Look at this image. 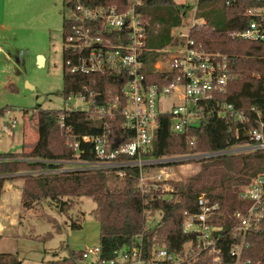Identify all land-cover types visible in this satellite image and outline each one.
I'll return each mask as SVG.
<instances>
[{"label": "trees", "instance_id": "trees-1", "mask_svg": "<svg viewBox=\"0 0 264 264\" xmlns=\"http://www.w3.org/2000/svg\"><path fill=\"white\" fill-rule=\"evenodd\" d=\"M83 2L89 6H111L122 5L124 0ZM252 5L251 0H237L228 7L224 0L199 1L197 18L203 19L205 24L191 30L190 38L202 44L205 52L226 56L234 79L229 82L224 94L214 95L199 127L190 128L181 135H171L169 116L160 117L153 150L145 155L146 158L169 159L243 148L250 143L248 131L255 129L259 122L264 124V42H249L231 36L248 27L250 19L244 13ZM145 6L151 8V12L153 9L167 10L166 19L155 16L148 21L147 60L151 64L159 57V51L173 42L170 30L180 21L177 15L181 7L173 6V0H151ZM146 16L147 12L142 18ZM65 24L63 22V30ZM67 59L75 61L72 55L63 51V95L66 100L80 92L88 97L83 90L85 87L95 93L92 98L95 107L106 106L114 95L121 96L127 81L124 74L85 76L71 73L65 66ZM148 74L151 82L161 80L158 74ZM217 103L231 105L234 111L242 115L243 122L235 120L231 113L225 119L215 111L208 113ZM114 113L110 119L95 115L92 109L72 112L38 110L34 118L38 134L35 145L20 155L0 153V196L5 182L21 179L24 183L20 204L26 210L40 200L48 199L60 213L66 214L71 208L69 198L92 199L96 205L93 215L99 225V247L102 257L106 259L132 246L136 237L142 239L145 259L149 258L154 244L164 245L169 253L182 254L183 245L192 239V236L182 232L184 213H198L197 200L204 196L210 205L217 204L219 207L218 215L210 220V224L220 230L221 237L216 248L221 250L224 264L234 263L230 253L241 240L234 215L238 211L245 213L251 205L239 197V191L260 178L264 179V151H244L198 159L199 172L186 183L171 182L172 189L164 196L156 189L141 193L138 188L139 169L136 167L56 172L63 168V162L73 158L74 151L66 144L69 133L75 138L105 134L113 150L129 142L133 133L122 128L124 118L120 110ZM60 118H63V128L59 125ZM191 138L196 139L193 147L189 146ZM81 148L84 154L80 160L94 162L91 146L82 145ZM116 160L128 161L130 158L119 155ZM179 164L182 163L171 165ZM117 171L125 173L123 179L116 176ZM64 198L68 200L63 201ZM260 211L259 228L247 232V247L243 250L242 262L249 260L250 264H264V203ZM145 212L160 215V223L153 231L146 230ZM71 226L73 229L80 228L75 223ZM56 231L59 232L57 227ZM50 237L47 234L41 241H47ZM211 259L212 256L202 255L197 264H210ZM77 261L78 256L70 253L67 258L47 264H77ZM0 264L20 262L10 254H0Z\"/></svg>", "mask_w": 264, "mask_h": 264}, {"label": "built area", "instance_id": "built-area-1", "mask_svg": "<svg viewBox=\"0 0 264 264\" xmlns=\"http://www.w3.org/2000/svg\"><path fill=\"white\" fill-rule=\"evenodd\" d=\"M148 1L151 0H124V7L123 4L89 6L83 0H67L69 16L64 20L66 24L65 34H63V51L72 55L75 61L67 59L65 66L71 73L85 76L97 73L124 74L127 79L121 96H112L106 106L95 107L92 102L95 93L86 87L83 90L88 93V97L82 92L71 97H78L86 102L89 106L86 111L92 109L95 115L100 117L107 116L111 119L114 117V112L120 110L124 118L122 128L131 131L133 136L124 146L113 150L105 134L75 138L69 133L66 144L73 149L74 155L70 161L63 162V168L56 172L120 170L136 167L139 169L138 188L141 193H145L146 179L149 178L155 182L169 180L170 174L166 169L173 166L172 163H176L171 161L172 158L145 157L153 150L159 118L169 116L171 135H181L190 128L199 127L205 119V109L214 99V95L224 94L229 82L234 79L226 56L219 53H207L202 44L190 38L191 30L196 26H202L205 21L200 19L201 23L194 21L195 23L183 25L182 19L187 11H193L195 16L200 0H173V6L178 4L181 7L177 15L180 21L170 30L173 42L159 51V57L150 64L147 60L149 23L142 18V15H146L148 11V7L145 6ZM251 1L253 5L244 13L250 19L248 27L245 31L233 33L231 36L249 42H264V0ZM236 2L237 0H224L227 7ZM148 73L160 75L161 80L151 82ZM212 111L224 119L228 117V113H231L235 120L243 122L242 115L234 111L231 105L217 103L208 113ZM60 120V128H63V118ZM247 136L249 145L237 149L264 151L262 122H259L255 129L248 131ZM195 140L191 138L190 147L194 146ZM82 145L91 146L95 157L94 162L80 160L81 155L84 154ZM224 152L185 157H197L198 160L215 157ZM119 155L128 157L130 160L117 161L116 158ZM66 167L71 169L68 170ZM154 169L159 170L153 174ZM146 171H150L153 175L145 178ZM116 176L123 179L125 173L117 171ZM239 197L249 201L251 205L245 213L238 211L234 215L238 222L237 231L241 235V240L238 245L233 246L230 255L235 260L232 264H250L249 260L242 262L241 257L244 248L247 247L245 242L247 232L259 228L260 210L264 203V179L260 178L253 184L242 187ZM197 205L198 213H184L182 232L192 236V239L183 245L182 254L169 253L164 245L154 244L149 251V258L145 259L142 239L136 237L132 246L116 252L111 259L102 257L99 246L85 248L79 254V262L84 264H197L200 257L206 254L212 256L210 264H224L221 250L216 248L221 237L220 230L210 224L212 217L218 215L219 207L217 204L210 205L204 196L198 198ZM151 215L150 212L143 214L146 230H152Z\"/></svg>", "mask_w": 264, "mask_h": 264}, {"label": "rangeland", "instance_id": "rangeland-1", "mask_svg": "<svg viewBox=\"0 0 264 264\" xmlns=\"http://www.w3.org/2000/svg\"><path fill=\"white\" fill-rule=\"evenodd\" d=\"M147 10L148 21L155 16L167 18L165 9ZM198 13V9L195 16L193 11H187L183 25L201 23ZM68 16L67 0H0V111L6 110L0 113V152L20 155L35 145L38 134L34 118L38 110L88 109V104L78 97L66 100L63 95V22ZM175 158L180 157L172 159ZM181 163L166 169L170 178L165 182L146 179L144 189H156L161 195L169 193L171 182L186 183L200 170L197 160ZM158 170L154 169L153 174ZM153 174L146 171L145 178ZM69 201L71 208L66 214L48 199L35 203L30 210L21 208V204L16 206L17 223L0 236V254H10L20 264H47L67 258L70 253L79 257L85 248L99 246L95 203L87 197ZM151 217L153 230L160 215L156 212ZM72 223L80 228L73 229ZM47 234L50 239L41 241Z\"/></svg>", "mask_w": 264, "mask_h": 264}, {"label": "crops", "instance_id": "crops-1", "mask_svg": "<svg viewBox=\"0 0 264 264\" xmlns=\"http://www.w3.org/2000/svg\"><path fill=\"white\" fill-rule=\"evenodd\" d=\"M38 57H41L44 60L43 61L41 59L42 60L41 62L45 63V59L42 56H38ZM13 152H17V151H13ZM0 153H8V152H0ZM21 187H22V181L20 179L7 181L4 183L2 193L0 196V236L4 234L3 232H6V229L9 228V226H13L16 221L15 207L16 206L20 207Z\"/></svg>", "mask_w": 264, "mask_h": 264}, {"label": "water", "instance_id": "water-1", "mask_svg": "<svg viewBox=\"0 0 264 264\" xmlns=\"http://www.w3.org/2000/svg\"><path fill=\"white\" fill-rule=\"evenodd\" d=\"M244 151H246V149H232V150L225 151L224 153H220V155L234 154L236 152H244ZM191 160H197V157H181V158L172 159L171 161L180 163V162L191 161ZM77 264H84V263L77 261Z\"/></svg>", "mask_w": 264, "mask_h": 264}]
</instances>
